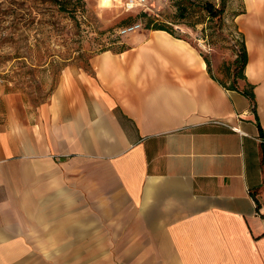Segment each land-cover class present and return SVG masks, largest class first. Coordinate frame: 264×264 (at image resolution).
I'll return each mask as SVG.
<instances>
[{
    "label": "crops",
    "instance_id": "0c3cea01",
    "mask_svg": "<svg viewBox=\"0 0 264 264\" xmlns=\"http://www.w3.org/2000/svg\"><path fill=\"white\" fill-rule=\"evenodd\" d=\"M244 5L255 110L158 30L7 107L0 264H264V0Z\"/></svg>",
    "mask_w": 264,
    "mask_h": 264
},
{
    "label": "rangeland",
    "instance_id": "374dc122",
    "mask_svg": "<svg viewBox=\"0 0 264 264\" xmlns=\"http://www.w3.org/2000/svg\"><path fill=\"white\" fill-rule=\"evenodd\" d=\"M61 1L72 12L59 10L54 0H0V119L7 107L18 103H46L64 70L91 73L96 55L120 52L128 38L156 25L207 58L214 77L227 88L239 74L234 62L241 54V38L233 19L245 14L244 0H226L223 22L210 20L203 6L221 7V0H153L132 10L129 6L136 0ZM138 24L137 30L121 35Z\"/></svg>",
    "mask_w": 264,
    "mask_h": 264
},
{
    "label": "trees",
    "instance_id": "16d2710c",
    "mask_svg": "<svg viewBox=\"0 0 264 264\" xmlns=\"http://www.w3.org/2000/svg\"><path fill=\"white\" fill-rule=\"evenodd\" d=\"M81 2H83L84 0H79ZM54 2L57 4V6L59 7V10L69 13L72 11H68V9L65 7V5L62 3L61 0H54ZM221 7H217V5H213L211 3H204V9L206 10V12L208 13V18L210 20H218L220 22H223L226 18V14H227V2L226 0H221ZM183 15V14H181ZM239 14L235 15L238 16ZM234 17V18H235ZM234 20V19H233ZM236 30L238 33V36H240L241 38V44H240V52L241 54L237 57V59L235 60L234 64L239 68V74L237 76H234V80H233V85L230 88H227L224 84H222L219 80H217L212 72V68H210V61L207 58H204L207 67L209 68V72L211 74V78L216 81L219 82V84H221L224 88H226L228 91H238L240 92L243 96H245L247 99L251 100V102L253 103V109L255 110L256 108V98L254 96V85H252L251 83H248L247 77L245 75V71H246V66L248 65V60H249V55L247 52V47H246V37L243 35L242 32L239 31L238 26L236 25ZM149 30H158V31H164L168 34H171L174 38L180 39L178 37H175L173 35V33L170 30H167L166 27H164L163 25H156L153 27V29H151L150 27L148 28ZM238 81H241L243 83L246 84V86L248 87V90H245L244 88L240 87V84L238 83ZM263 161H264V153H263Z\"/></svg>",
    "mask_w": 264,
    "mask_h": 264
},
{
    "label": "built area",
    "instance_id": "2783aa9c",
    "mask_svg": "<svg viewBox=\"0 0 264 264\" xmlns=\"http://www.w3.org/2000/svg\"><path fill=\"white\" fill-rule=\"evenodd\" d=\"M153 0H137L135 3H131L129 8L132 10V9H135L137 7H141V8H145V6L147 4H149L150 2H152ZM139 27H141L140 24L138 25H134V26H130V27H126L125 29L122 30L121 32V35L122 34H127V33H130V32H133L135 30H137ZM257 208V211H256V215L260 218H263L264 219V204L262 205H259L256 207Z\"/></svg>",
    "mask_w": 264,
    "mask_h": 264
}]
</instances>
